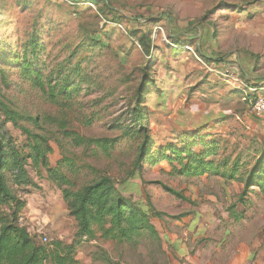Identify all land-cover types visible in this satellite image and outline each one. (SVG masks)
Returning <instances> with one entry per match:
<instances>
[{
  "label": "rangeland",
  "instance_id": "374dc122",
  "mask_svg": "<svg viewBox=\"0 0 264 264\" xmlns=\"http://www.w3.org/2000/svg\"><path fill=\"white\" fill-rule=\"evenodd\" d=\"M221 2L242 10L223 9ZM112 7L122 18L119 23L101 15L97 5L86 2L0 0V43L5 50L22 52L30 35L37 32L43 46L42 60L53 67L73 50L81 28L95 30L96 38L105 44L91 56L80 53L83 58L90 57L84 64L89 66L93 83L88 92L82 86L73 108L67 110L50 103L21 79L16 67L5 66L4 78L0 73V100L19 113L41 119L67 118L69 128L79 135L118 138L109 155L93 153L94 149L73 147L55 125L42 123L51 138L50 166L70 160L75 172L70 173L67 167L62 172L74 187L97 174L105 173L114 180L125 178L139 140L120 137V130L110 126L117 118L125 120L144 67L154 71L156 84H163L146 95L154 145L174 142L177 132L200 126H207L202 134L212 133L226 140L227 152L234 148L241 157L248 153L251 143L264 144V117L249 110L236 84L210 78L195 58L205 61L195 51L201 49L210 57L207 63H225L236 77L251 83L244 78L243 67L247 58L252 65L264 56L263 0H112ZM242 11L245 15L238 16ZM131 30L151 33L152 48H144L137 36H130ZM169 31L184 38L195 34L198 39L189 46L191 51L169 48ZM217 85L218 91H209ZM230 92L235 98L229 99ZM218 114H225L227 120L219 122ZM85 119L92 123L86 124ZM6 128L17 143H22L25 137L18 129L10 123ZM145 166L141 178L129 179L124 195L135 202L148 199L160 213L159 217L150 216L157 238L143 234L131 242L100 237L84 241L76 253L80 264H264V195L250 192L249 203L236 207L237 211L245 210L244 218L236 222L229 219L226 209L237 199L240 183L225 182L214 175L174 176L166 161ZM31 176L34 186L18 193L26 203L20 224L37 241H71L75 220L68 215L60 188L44 171L40 176L31 172ZM161 184L182 191L189 202L177 199Z\"/></svg>",
  "mask_w": 264,
  "mask_h": 264
},
{
  "label": "trees",
  "instance_id": "16d2710c",
  "mask_svg": "<svg viewBox=\"0 0 264 264\" xmlns=\"http://www.w3.org/2000/svg\"><path fill=\"white\" fill-rule=\"evenodd\" d=\"M72 1L97 5L100 14L105 18L110 17V21L114 23H119L122 19L112 7V0ZM219 5L223 9L242 10L225 2ZM212 12L213 9L208 11L209 14ZM79 35L73 50L53 67H48L42 60L43 46L37 32L30 35L22 52L5 50L0 43L2 78L5 77V66L16 67L20 78L38 89L50 103L65 110L73 108L82 86H85L88 92L93 83L89 66L84 64L85 61H90V57L83 58L80 53L91 56L96 49L105 45L99 37L96 38L95 30L84 31L81 28ZM130 36H137L144 48L151 47V33L131 30ZM196 38L195 34H188L184 38L180 37L179 33L173 34L169 31L168 47L186 49L194 44ZM195 51L208 62L210 57L206 53L198 48H195ZM154 75V71L147 67L142 69L132 101L124 113L125 120L117 118L110 126V129L120 130V137L131 136L139 140L131 170H128L122 180H114L105 173L97 174L79 187H74L71 178L62 172L63 167H67L70 173L75 172L70 160L64 159L56 167L50 166L51 138L47 131L43 130L42 123L55 125L73 147L94 149L93 153L99 151L109 155L118 138L82 136L69 128L67 118L41 119L38 116L21 114L0 100V264H80L76 253L84 241H94L100 237L118 243L131 242L143 234L157 238L150 216L159 217L160 213L154 210L148 199L144 203L135 202L124 195V192L129 190V179L141 178L145 165L155 166L161 161H166L174 176L214 175L225 182L240 183L242 189L237 199L226 209L232 221L237 222L244 218L245 210L237 211L236 207L239 204L245 207L249 203L250 192L264 195V144L255 146L251 143L248 153L241 157L234 148V152H227L226 140L215 137L212 133L202 134L207 131V126H200L193 131L177 132L174 142L154 145L149 128L151 112L146 103V95L151 89L158 88ZM85 121L89 125L92 123L91 119ZM7 123L24 135L22 143L16 142L6 128ZM27 125H31V128ZM42 171L60 188L68 215L75 220V232L69 242L61 239H52L47 243L37 241L19 222L26 203L18 193L24 191L27 186H34L31 172L40 176ZM161 185L177 199L189 202V198L182 191ZM103 259L108 258L103 256Z\"/></svg>",
  "mask_w": 264,
  "mask_h": 264
},
{
  "label": "built area",
  "instance_id": "2783aa9c",
  "mask_svg": "<svg viewBox=\"0 0 264 264\" xmlns=\"http://www.w3.org/2000/svg\"><path fill=\"white\" fill-rule=\"evenodd\" d=\"M186 49L192 50L189 46ZM195 58L201 67L214 79L227 84H236L241 100L247 104L249 110L256 116L264 117V83H246L241 78L236 77L233 68L225 63L211 64L202 61L196 55ZM43 241H47V238L44 237Z\"/></svg>",
  "mask_w": 264,
  "mask_h": 264
},
{
  "label": "crops",
  "instance_id": "0c3cea01",
  "mask_svg": "<svg viewBox=\"0 0 264 264\" xmlns=\"http://www.w3.org/2000/svg\"><path fill=\"white\" fill-rule=\"evenodd\" d=\"M264 1V0H263ZM261 10H263V8L261 9H259V11H261ZM245 11H242L241 13H239L238 14V16H240L241 15V17L243 16V15H245ZM251 64V62H250V58H247V63L245 62V68L243 67V65H242V67H243V73L244 74H246V76H244V78L245 79H250V81L252 82V83H260V84H262V83H264V56H261L260 57V59H259V62L257 63V62H254L252 65H250ZM197 68H199L200 69V66L198 65V66H196ZM254 67L256 68V69H254ZM247 69L249 70V71H247ZM262 70H263V72H262ZM205 71V70H204ZM206 72V71H205ZM207 73V72H206ZM208 74V73H207ZM176 76H178V77H180V74H175ZM209 75V74H208ZM210 76V75H209ZM210 78H212V79H214L213 77H211L210 76ZM217 81H219V80H217ZM220 82H222V81H220ZM223 83V82H222ZM158 85V87H159V85H162L163 86V84H157ZM230 90V89H229ZM210 92H215V91H218V85L217 86H213V88L212 89H210L209 90ZM210 92H208V93H205V97H207V95L210 93ZM236 92V91H235ZM239 92V91H238ZM234 92H230L228 95V97H229V99H232V98H235V97H232V94H233ZM240 93V92H239ZM239 100V99H238ZM250 115H251V112L249 113ZM219 115V119H222L221 121H225V119L227 120V117H226V115L225 114H218ZM252 116H254L253 114H252ZM236 118H238V116H236ZM220 121V122H221ZM260 122V121H259ZM255 123H257V122H255ZM258 124V123H257ZM193 130H195V128H192V130H184V131H193ZM255 133L257 132V130H253Z\"/></svg>",
  "mask_w": 264,
  "mask_h": 264
}]
</instances>
